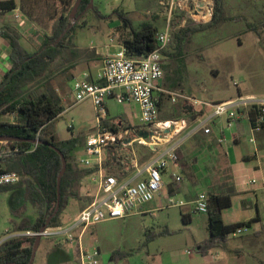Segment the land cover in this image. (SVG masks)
<instances>
[{"label":"rangeland","instance_id":"1","mask_svg":"<svg viewBox=\"0 0 264 264\" xmlns=\"http://www.w3.org/2000/svg\"><path fill=\"white\" fill-rule=\"evenodd\" d=\"M67 1L69 0H16L17 9L7 11L0 9V20L7 18L10 22L24 15L30 29L26 30L21 42L27 49L36 51L40 47L43 34L50 32L51 21L61 14L63 3ZM170 1L93 0L85 7L82 17L77 18L78 25L70 44L71 51L64 52L53 62L50 74L49 70L41 79L28 84L27 90L39 94L48 93L64 105V111L52 121L50 127L60 140L72 137L79 140V146L73 151L75 162L77 160L81 163L82 159L87 157L83 143L86 136L97 131L99 119L110 120L129 116L131 107L128 103L109 99L108 113L99 114L91 99L76 102L73 89L75 78H72V66L69 70L66 69L67 66L74 62L87 63L88 58L96 54L97 48L104 47L105 44H120V36L124 31V28L119 27L122 24L119 16L121 12L132 18L136 28L143 21H149L160 31L165 29L167 22H170L172 37L166 49L175 52L177 33L186 26L194 27L209 21H197L188 16L186 23H183L185 14L175 7L171 9ZM75 2L76 0H72L68 14ZM225 10L230 18L227 21L195 33L189 31L183 41L181 54L177 56L163 54L165 87L180 90L201 100L235 97L240 90L264 94V0H225ZM99 12L108 17L104 20ZM75 72L76 77L82 76L80 69ZM235 81L238 85L234 84ZM186 103L182 99L172 102L165 98L161 106L160 119L177 118L188 113L184 108ZM208 113L209 110L206 114ZM0 119L5 122L15 121L14 114L4 112V108L0 109ZM122 120L124 127L132 125L126 119ZM132 121L135 122L133 119ZM227 126V121L224 122L222 118H217L212 124V128L214 127V131L221 138L225 136L228 139L232 132H240L242 143L252 146L250 138L253 133L247 117H243L239 129L235 126L230 129ZM181 135H185V132ZM132 146L141 150L140 153L136 151L140 163L158 156L161 152V149L150 152L145 144L134 143ZM157 147H164V144ZM196 147L192 139L180 147V163L187 162L186 176L192 180L205 182L208 174L209 186L204 188V191L208 195L211 192L222 194V184H229L230 175L222 163L220 144L216 149L217 154L211 156L208 163H204L201 156L199 157L200 154L194 152ZM120 154L127 156L128 149L122 150ZM148 156L149 158H146ZM126 158L131 159V156ZM79 168L85 170L86 167L81 165ZM171 169L176 170L172 163L168 165L167 170ZM176 171L180 172L179 169ZM110 172L121 174L117 170ZM200 172L202 174H199ZM254 176L257 177L258 174L254 173ZM163 179V189L151 202L142 207L145 211L90 225L82 235L83 246L92 250L98 248L99 259L105 264L119 262L176 264L175 260H185L197 255L196 243L210 236L205 228L208 214L196 213L195 204L190 202L189 194L168 184V181L174 180L171 172ZM23 180L24 184L15 187H0V242L14 236L13 228L16 223L35 221L38 216V209L33 202L34 178L27 174ZM89 187L93 188V184L89 186L88 181L84 179L76 185V190L86 195ZM255 197L254 190L233 197V205L226 208L225 221L232 224L250 221L251 216L257 215V204L264 215V199L260 198L257 202ZM76 207L75 198L71 197L63 211L60 224H69L67 219L75 212ZM183 214H190L192 220H184ZM235 232L229 234L235 244L240 243L242 237L250 233ZM47 245L60 248L56 249L60 250V255L46 257L44 247ZM78 248L76 241L71 242L65 237H42L41 247L33 264H77ZM216 249L213 248L212 252L219 251L218 260H222V247ZM189 250L191 252H188ZM244 250V259L247 261L242 260L240 263L236 261L234 264H255L254 261H250L254 256L264 260V245L261 247L247 245Z\"/></svg>","mask_w":264,"mask_h":264},{"label":"built area","instance_id":"2","mask_svg":"<svg viewBox=\"0 0 264 264\" xmlns=\"http://www.w3.org/2000/svg\"><path fill=\"white\" fill-rule=\"evenodd\" d=\"M214 0H171L170 6L185 14L183 23L191 16L197 21H210L214 11ZM172 28L167 22L165 29L156 34L157 48L147 54L132 57L126 48L119 45L115 52L108 53L95 80L83 78L74 80L75 101L91 99L97 113H108L107 101L114 99L119 103L137 106L139 124L123 126L118 119H99L95 133L86 136L84 149L87 157L81 163L93 169L92 181L96 191L92 201L82 208L68 225L48 226L42 230H25L13 233L14 236H37L63 238L78 243L79 264H100V250L89 249L82 244V235L90 225L116 218H124L137 212L146 203L151 202L164 187L163 173L170 163L179 166V150L184 140L190 135L212 132L211 125L217 118L226 119L228 127L243 117H247L254 133L264 129V97L254 94H239L234 98L222 101L201 100L187 95L180 90H172L163 85L164 60L163 50L171 42ZM238 85V82H234ZM165 98L172 102L180 99L196 109L197 116L191 121L186 117L160 119L161 106ZM255 110L252 116L250 111ZM201 110L205 112L199 113ZM207 110L209 113L206 114ZM109 123L106 124L105 122ZM169 129L166 133L165 130ZM139 130L153 132L149 138L138 136ZM185 132V135H181ZM131 138L130 141H127ZM222 138L219 141L222 142ZM132 146L134 143L145 144L156 152L157 145L164 144L158 156L147 159L143 163L133 151L129 166L134 174L123 176L110 172L107 164V149L119 144ZM254 142L255 136L250 139ZM23 150L10 141L0 140V160L9 155L19 154ZM124 161V160H123ZM124 164L125 161L123 162ZM174 182H180L182 176L173 173ZM20 175L16 171L5 170L0 164V186L18 183ZM256 183L257 179L250 180ZM195 208L200 213H208V194L199 192L195 199ZM251 229L248 225L240 226L235 234H242ZM12 236V237H14ZM7 239V238H6ZM5 240V239H4ZM2 240L1 242H3ZM0 242V243H1ZM188 252H191L190 250Z\"/></svg>","mask_w":264,"mask_h":264},{"label":"trees","instance_id":"3","mask_svg":"<svg viewBox=\"0 0 264 264\" xmlns=\"http://www.w3.org/2000/svg\"><path fill=\"white\" fill-rule=\"evenodd\" d=\"M214 1L211 20L205 24L183 28L176 34L175 52L165 49L163 54L171 56L181 54L183 41L189 31L195 33L209 29L230 19L226 15L225 0ZM90 2L91 0H83L77 13L78 17H82L85 13V7ZM71 6L72 0L63 3L61 14L53 18L50 32L44 34L40 47L36 51H29L21 44L22 34L14 27L0 28V34L10 42V57L12 60V67L0 80V109L4 108V112L14 114L15 118L14 122H5L0 119V135H15L25 139L23 141H10L23 150L13 157L16 159L17 164L10 169H6L16 171L20 175L18 183L0 187H15L24 184V176L27 174L32 175L35 182L32 189L35 192L33 202L38 209L36 220L28 223H16L13 228L15 232L41 230L47 219L54 213L58 201L57 176L62 169L61 156L50 146L34 143L31 139L39 138L50 141L64 152L67 159V169L61 182L60 208L48 226L60 225L61 215L69 204L71 197L80 200L85 199L86 204L88 203V199L76 190V185L81 183L82 179L93 170L80 169L75 162V157L71 154L80 142L75 137L60 140L50 127L52 121L64 111V105L48 93L39 94L27 90L30 82L41 79L49 70V74L52 72L53 62L70 46L73 33L78 25V20H74V18H71L70 13H67ZM16 7V0H0V9L3 11L15 10ZM99 15L104 19L108 17L100 12ZM119 16L122 19V24L119 27L124 28L120 36V44L126 48L129 56H141L157 48L156 34L159 31L157 26L152 22L143 21L136 28L132 18L127 13L121 12ZM201 112L205 111L201 110L199 113ZM250 113L254 116L256 112L251 109ZM197 114L192 111L190 117L194 119ZM105 123L108 124L109 122L106 121ZM119 142V144L110 147L113 150H111L108 161L109 171L117 170L123 176H127L133 172V169L127 164L130 158H126V164L120 161L121 155L126 157V154H120L124 149L121 146L122 140ZM147 149L154 152L149 146H147ZM146 158H149V156ZM208 201L210 236L197 244L198 251L202 253H209L221 241L226 240L230 233L235 232L238 227L243 225L251 227L252 223V220L236 224L224 223L222 211L232 205V194L211 192L208 195ZM183 218L186 221L189 220L186 214H183ZM35 237L14 236L1 242L0 264H9L10 262L29 264Z\"/></svg>","mask_w":264,"mask_h":264},{"label":"crops","instance_id":"4","mask_svg":"<svg viewBox=\"0 0 264 264\" xmlns=\"http://www.w3.org/2000/svg\"><path fill=\"white\" fill-rule=\"evenodd\" d=\"M9 21H10V18H9ZM28 25L29 24L27 23L24 15L22 18H20V19L14 18L10 22L7 21V18H3L0 20V28L6 27V26H11V27H14L16 30H18L19 32H21L22 36L20 38V42H21V39L23 37H25L26 32H27L26 30L30 29V26H28ZM107 31L109 32V29ZM45 33H49V32H45ZM44 34H43V36H44ZM21 44H22V42H21ZM119 45L120 44H116V43H108V44H105L104 47H98L96 50V54L91 55L88 58L87 63H81V64L77 63L76 64L74 62V63L68 65L66 69L69 70L72 66V71H73V73H72L73 77L72 78H75V79L76 78H83L84 73H87L88 79L95 80L97 77V72L99 71V69L103 65V61H104L105 56L108 53H112V52L117 51L119 49ZM70 47L71 46H69L65 50V52L68 51V53H69L71 51ZM79 48L83 49L82 47H79ZM29 51H34V50H29ZM10 53H11V45H10L9 40L5 36L0 34V80L3 78L5 73L8 72L10 70V68L12 67V60L10 57ZM78 69H80L82 76L76 77L75 71H77ZM163 85H164V81H163ZM239 94H245V95L246 94L247 95L254 94L257 96L264 97V94H262V93L243 92L242 90H240L237 95H239ZM230 98H234V97L230 96V97H224V98H219V99H212L211 101H222V100H227ZM167 99H169V98H167ZM128 105L131 107L130 115L129 116L126 115L125 117H122V118L126 119V121L129 124H132L131 126H133V125L135 126V125L139 124L137 106H135L134 104H128ZM185 111L188 113H185L184 115H182L180 117H186V118H189L191 121H193L194 119H192L190 116H191L192 111H196V109L194 107H192L190 104L186 103L185 104ZM122 118L120 117L119 119L122 122H124L122 120ZM132 119L135 122H133ZM223 120H224V122L226 121L225 118ZM242 121H243V118L238 120L233 126H235L239 129V126L242 123ZM248 123H249V127L251 129L249 120H248ZM211 127H212V125H211ZM228 128L231 129V127H228ZM251 131H252V129H251ZM252 133L255 136L256 140L254 142H252L250 140L252 142V144H251L252 146H250V147L242 143V140H241L242 134H240V132L239 133L238 132H236V133L232 132V134L230 135V137H228V139L225 138V136H223L224 139L222 140V142H220L219 141L220 136L214 131V127L212 128V132L209 134H204L202 132H199V133H196L194 135H190L189 138H186L184 140L183 144L186 143V141H188L189 139L194 140V142L197 145V147L195 148L196 151H194V152H198L200 154L199 157L201 156V160L204 163H208L210 157L215 156L217 154L218 150H216V149H217V146L220 144V148H222V156H223L222 163H224V165L227 168V171L230 175L229 184H227V183L222 184V193H230V194H232V198H233L239 194L245 193V192L250 191V190H254L255 195H256L255 198L257 199V202H258L260 198L264 199V129L261 132L254 133L252 131ZM78 146L79 145H77L76 147H78ZM75 148L71 152L72 155H73V151L75 150ZM122 149H124V150L128 149V155L126 157L132 156L133 151L134 152L138 151V149H136L134 146H127V147H123ZM152 149L153 148L151 147V150ZM111 150H113V148L107 149L108 167H109L108 161L110 158ZM139 153H140V150H139ZM16 155L17 154H13V155L3 157L0 160L1 167L6 170V169H10L14 165H16L17 164L16 159L13 158ZM126 157H123L121 155L120 161L122 163L124 161H127ZM197 159H199V158L197 157ZM76 162L78 163L79 167H81V165L84 166L83 164L79 163L77 160H76ZM186 163L181 162V163H179V166H176L173 164L175 166L176 170L179 169L180 172L173 170V169L168 171L166 169L165 172L163 173V178H165L170 172H171V177H172V174L176 173V172H177V174L181 175L182 180L180 182H173V180L172 181L170 180V181H168V184L170 186H172V188H174V189L176 188V190L185 191V193L189 194V196L191 198L190 202L195 204V199L197 197V194L199 192L204 191V188L209 186L210 180L207 181V178L210 179V177L207 174V178H206L205 182L200 181V180H194V179H193L194 180L193 181L192 179H189L188 176H186V172L188 173V169L185 166ZM85 169H89V168L86 167ZM90 170H93V169H90ZM92 172L87 174L82 179V181L84 179H86L89 183V186H91L93 184V188L89 187L88 188L89 191L86 195L82 194L86 199H88V203L86 204L85 199L80 200V199L75 198V201L77 203V207H76L75 212L67 219L69 222L78 214V212L82 208L87 206L92 201V199L94 197V194L96 191V186H95L94 182L92 181L93 178H91V176L93 175ZM254 173L258 174V176L255 177ZM199 174H202V173L200 172ZM253 178L257 179L256 183L250 182V180ZM184 181L186 182V184H184ZM232 203H233V200H232ZM142 207L137 212L145 211L144 209H142ZM156 208H158V207H156ZM194 209H195L196 213H200L196 210L195 207H194ZM225 211H226V209H224L222 211V218H223L224 223L225 224H232L230 222L225 221V216H224ZM200 214H204V213H200ZM256 214L257 215L251 216L249 218V220H252L251 229L249 230L250 233H247L245 237H242L240 243H238V244L233 243L232 238H230V235H228L226 240L221 241L216 247H214L215 250H217L216 248L222 247V260H218V258L220 257V252L219 251L212 252V250H213L212 249L209 251V253H202V252L198 251L197 255L191 256L188 259L175 260L176 264H234V263H236V261L238 263H240L242 260L245 261L246 260V259H244L245 258V250H246V249L244 250L245 246L251 245V247H261V245H264V215H262L261 210H260V205H258V204L256 205ZM188 218H189V220H192V217L190 214H188ZM244 221H246V220H244ZM205 228L208 231V233L210 234V232H209V215H208V218L205 222ZM13 233H15V231ZM206 238H208V237H206ZM200 242H202V240L198 241L196 244H199ZM40 247H41V243H40L38 249ZM38 249H37V251H38ZM56 249H60V248L47 245L44 247V255L46 257H49V256L52 257L55 255H60V250H56ZM258 250H261V249H258ZM56 252H58V254H56ZM225 252L227 254H225ZM36 254H37V252H36ZM225 256H227V259H225ZM35 258H36V256H35ZM34 261H35V259H34ZM250 261H254L253 263H255V264L256 263L264 264V260L257 259L256 256H254L253 259H250ZM77 264H79L78 260H77ZM100 264H105V262L100 261ZM117 264H121V262H119ZM126 264H154V263L153 262L152 263L151 262H148V263L128 262Z\"/></svg>","mask_w":264,"mask_h":264},{"label":"water","instance_id":"5","mask_svg":"<svg viewBox=\"0 0 264 264\" xmlns=\"http://www.w3.org/2000/svg\"><path fill=\"white\" fill-rule=\"evenodd\" d=\"M93 0H91L90 4L92 3ZM83 2V0H76V2L74 3L72 10L70 12V16L75 19L79 18L76 14L81 6V3ZM166 133L169 132V129L165 130ZM138 136H142L145 139L149 138L151 135H153V132H148L146 130H139L137 132ZM0 140H8V141H23L25 139L19 137V136H15V135H0ZM131 138H129L127 141H130ZM32 142L34 143H41V144H45L50 146L51 148H53L60 156L62 159V169L60 170L58 176H57V194H58V201H57V205L55 208L54 213L47 219L46 223L42 226L41 230L43 231L45 228L48 227L51 219L53 218V216L58 212L59 208H60V201H61V182H62V177L66 172L67 169V159L66 156L64 154V152H62L56 145H54L53 143H51L50 141L47 140H43V139H39V138H35V139H31ZM153 148V146H151ZM42 240V236L41 235H37L35 237V242L33 245V250H32V255H31V259L29 264H33L35 256H36V252L37 249L41 243ZM9 264H14V262H10Z\"/></svg>","mask_w":264,"mask_h":264}]
</instances>
